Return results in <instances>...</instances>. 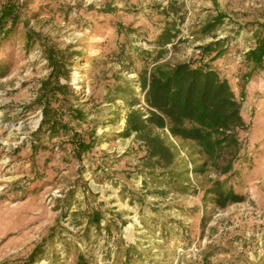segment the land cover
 I'll return each instance as SVG.
<instances>
[{"label":"rangeland","instance_id":"obj_1","mask_svg":"<svg viewBox=\"0 0 264 264\" xmlns=\"http://www.w3.org/2000/svg\"><path fill=\"white\" fill-rule=\"evenodd\" d=\"M8 1L19 21L0 41V264H264V69L245 77L264 0H0V8ZM166 27L178 34L159 50ZM47 49L66 56L56 74ZM157 57L213 67L241 102L243 120L229 131L234 157L220 171L195 142L154 130L177 152L178 171L188 165L186 190L155 178L165 168L126 133L130 109L148 114L132 80ZM47 81L67 92L52 99L53 132L42 126ZM81 139L92 147L79 152ZM216 179L245 200L215 208Z\"/></svg>","mask_w":264,"mask_h":264},{"label":"trees","instance_id":"obj_2","mask_svg":"<svg viewBox=\"0 0 264 264\" xmlns=\"http://www.w3.org/2000/svg\"><path fill=\"white\" fill-rule=\"evenodd\" d=\"M16 8L13 1L4 3L0 8V41H7L14 32L13 28L19 21ZM257 27L256 45L246 53L248 62L253 64L251 72L245 76L247 79L256 71L264 69V21L257 23ZM177 30L175 27H166L163 30L156 42L159 50L172 43L177 37ZM32 38L31 35L30 39ZM46 52L52 74L60 72L61 63L66 58L64 52L55 49H47ZM132 81L143 92L148 114L130 109L127 114L126 133H135L146 147L149 158L155 159V164L165 168L157 174L152 173L155 178H168L171 184H181L182 190H186L181 177L185 175L188 178L189 171L187 164L183 166L182 171H178L177 152L154 132L155 129H167L176 138L195 142L205 155L204 164L210 163L216 171L222 169V162H231L234 157L232 145L237 144V139L229 131L235 129L243 120L241 102L236 99L228 80L216 69L206 64L198 66L192 62L159 63L157 57L152 65L145 66L138 73V78ZM50 84H45V92L41 96L42 126L50 124V130L53 132L57 130L59 121H51L53 115L58 112L51 105L52 99L57 97V93L66 96L67 92L66 87L60 85L47 90ZM85 116L83 110L71 108L73 119L82 120ZM60 124L63 130H67L68 123L61 121ZM224 130L229 133L222 136ZM91 147V142L87 143L84 139L79 141V152ZM228 170L229 167H226L223 172ZM194 171L199 170L196 168ZM208 193L211 195L213 206L219 209L245 200L243 194L220 179L212 182ZM101 216L100 212H94L91 222L99 224ZM39 254L37 249L31 258L35 259Z\"/></svg>","mask_w":264,"mask_h":264}]
</instances>
